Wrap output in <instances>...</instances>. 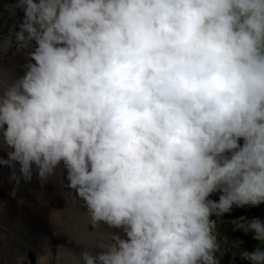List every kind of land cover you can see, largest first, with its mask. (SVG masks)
<instances>
[{
	"label": "clouds",
	"instance_id": "9594fccd",
	"mask_svg": "<svg viewBox=\"0 0 264 264\" xmlns=\"http://www.w3.org/2000/svg\"><path fill=\"white\" fill-rule=\"evenodd\" d=\"M12 14L13 192L62 170L106 227L76 264H222L218 221L264 205V0H13ZM231 223L257 242L233 240L240 259L264 264V219Z\"/></svg>",
	"mask_w": 264,
	"mask_h": 264
},
{
	"label": "bare ground",
	"instance_id": "6f19581e",
	"mask_svg": "<svg viewBox=\"0 0 264 264\" xmlns=\"http://www.w3.org/2000/svg\"><path fill=\"white\" fill-rule=\"evenodd\" d=\"M20 18L0 2V35L7 36ZM23 62L13 47L0 60V73L5 78L21 75ZM104 231L103 225L92 228L83 201L67 187L61 169L46 182L34 179L15 192L7 170L0 174V264H30L27 251L35 253L34 264H76L79 253L91 247L97 232Z\"/></svg>",
	"mask_w": 264,
	"mask_h": 264
},
{
	"label": "rangeland",
	"instance_id": "374dc122",
	"mask_svg": "<svg viewBox=\"0 0 264 264\" xmlns=\"http://www.w3.org/2000/svg\"><path fill=\"white\" fill-rule=\"evenodd\" d=\"M0 2L7 9L12 10L13 0H0ZM213 199H218V196L213 197ZM241 216H247L249 218L259 217V218L264 219V205H261L256 208H236L230 214H225L222 217L221 221H218L219 239H220L222 248L225 250V255L223 257L222 264H248L247 261L240 259L238 254H239V251H241V248L233 246V240L238 239V240L243 241V244L241 245V247L247 250H253V248L257 244V242L252 239L251 235H245L244 233L238 230L237 231L232 230L234 225L231 223V221ZM25 230L28 231L27 228ZM38 230L41 231L40 229ZM38 233L39 232H36V234ZM29 234H32V231ZM29 252L32 253L34 256L33 262H31L28 258ZM34 254L35 253L31 251H27L26 253L25 258L27 259L28 262H30V264H34L36 261V255Z\"/></svg>",
	"mask_w": 264,
	"mask_h": 264
},
{
	"label": "water",
	"instance_id": "95a60500",
	"mask_svg": "<svg viewBox=\"0 0 264 264\" xmlns=\"http://www.w3.org/2000/svg\"><path fill=\"white\" fill-rule=\"evenodd\" d=\"M28 258H29V260L31 261V262H33L34 261V256H33V254L32 253H28Z\"/></svg>",
	"mask_w": 264,
	"mask_h": 264
}]
</instances>
